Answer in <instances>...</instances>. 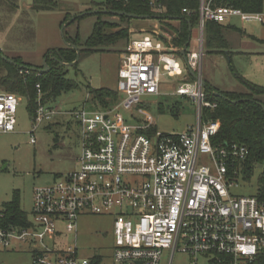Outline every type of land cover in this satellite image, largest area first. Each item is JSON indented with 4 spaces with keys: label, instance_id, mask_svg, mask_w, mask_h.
I'll return each instance as SVG.
<instances>
[{
    "label": "built area",
    "instance_id": "built-area-1",
    "mask_svg": "<svg viewBox=\"0 0 264 264\" xmlns=\"http://www.w3.org/2000/svg\"><path fill=\"white\" fill-rule=\"evenodd\" d=\"M157 1L150 0V5L162 13ZM232 17L264 24L261 14L199 0L196 48L180 50L187 74L197 79L175 90L195 102L197 124L181 134L156 132L145 110H137L136 123L119 113L120 108L132 113L141 98L159 95L161 72L168 78L184 73L171 36L152 32L155 43L148 35L130 40L118 70L117 91L123 101L106 112L72 113L81 137L77 169L33 190L28 227L2 226L0 209V247H9L11 241L26 244L31 264H89L78 259L75 247H56L62 235L58 225L63 223L64 232L75 235L76 221L85 214L113 215V264H172L176 254L185 255L187 264H253L264 255V201L229 192L237 187L235 164L248 151L235 143L212 145L220 123L201 119L203 109L216 107L206 100L201 83L205 24ZM36 89L40 94L38 85ZM18 105L16 96L0 92V134L15 131ZM57 114L39 103L30 133ZM200 155L207 164L199 165Z\"/></svg>",
    "mask_w": 264,
    "mask_h": 264
},
{
    "label": "rangeland",
    "instance_id": "rangeland-1",
    "mask_svg": "<svg viewBox=\"0 0 264 264\" xmlns=\"http://www.w3.org/2000/svg\"><path fill=\"white\" fill-rule=\"evenodd\" d=\"M17 1L15 0L16 4ZM36 1L30 0L28 4L27 0H21V8L11 14L7 13L6 7L0 8V51L3 56L19 57L31 68H40L48 50L65 46L63 27L65 38L76 40L80 54L75 66L64 68L65 79L77 84V88L62 92L49 105L58 114L30 133L34 127L33 118L27 112L26 101L21 100L16 112L15 131L0 134V209L16 198L20 209L26 214H30L35 188L49 186L77 169L75 162L81 152V137L79 123L72 113L81 109L89 113L95 112L92 106L96 111H110L124 99L123 94L117 91L121 63L119 55L124 51V43L102 51H85L86 41L97 20L117 22V19L109 20V17L91 14L74 20L79 15L98 11L106 0H51V4L58 3L57 9H31ZM260 14L264 20V0ZM163 23L177 25V21L172 20H163ZM225 23L237 30L226 32L227 45L223 53H215L204 47L202 81L221 92L249 93L244 82L264 88V24L241 22L237 17L228 18ZM159 24L158 21L133 19L128 33L153 32L160 29ZM120 26L126 27L125 24ZM147 34L155 43L154 37ZM142 36L143 34H137L134 39H141ZM196 37L197 29L194 28L191 32V45H195ZM177 62L184 71L183 75L168 78L161 72L159 95L141 98V103L132 113L120 108L119 113L125 120L136 123L134 118L139 117L136 112L141 109L149 114L154 124L153 129L158 133L176 135L196 127L195 102L175 94L177 86L192 82L180 56H177ZM101 89L116 93L117 102L110 104L108 108L94 103L89 91ZM36 97L40 102L41 94L37 93ZM255 97L264 103V95ZM31 138L34 140L33 144L30 143ZM205 164V156L200 155L199 165ZM262 171L261 165H255L252 174L246 178L239 170V176L235 180L237 187L229 190L230 195L257 196ZM113 221V215L82 214L76 221L75 235L66 234L63 223H60L57 230L62 235L56 238V247L65 249L73 246L80 260L91 261L96 257L100 260L99 264H113ZM187 262L185 255L176 254L172 264ZM0 264H31L29 247L17 241H11L7 248L0 247Z\"/></svg>",
    "mask_w": 264,
    "mask_h": 264
},
{
    "label": "trees",
    "instance_id": "trees-1",
    "mask_svg": "<svg viewBox=\"0 0 264 264\" xmlns=\"http://www.w3.org/2000/svg\"><path fill=\"white\" fill-rule=\"evenodd\" d=\"M157 4L161 5L162 13H158L155 7L150 5V0H106L98 11H118L138 17L146 16L148 19H155L160 23L161 32L172 37L174 47H188L191 31L198 23L199 0H158ZM216 4L230 6L243 13L250 14H260L262 9V0H216ZM58 6L57 2L51 4V0H37L32 9H57ZM2 7H6L9 14L16 9L14 0H0V8ZM183 9L188 14L183 13ZM107 12H100L95 15L109 17V20L115 18L117 22L98 19L91 36L86 41L85 51H102L104 48L114 47L121 42L124 43L123 50L129 42L128 28L133 19L113 16ZM76 19L77 17L74 20ZM163 20L177 21L178 24L176 26L164 24ZM121 24H125L126 27H121ZM64 29L63 27L62 37L65 46L48 50L43 57L49 68L47 73L38 71L42 67L33 70L34 68L24 64L19 57H5L7 60H3L1 58L3 54L0 51V89L25 100L27 112L31 118L34 117V112L39 103L51 108L50 103L59 94L77 88V84L65 79L64 68L65 66H75L78 63L75 60L80 52L75 39L67 40L65 38ZM230 30H235V28L207 22L204 28L205 48L215 53H223L227 45L226 32ZM162 41L166 44L165 40ZM71 46H75L76 49ZM21 70H27L28 74L20 75ZM244 83L249 89V93L221 92L211 89L204 83L206 100L216 104V107L213 110L203 109L201 119L204 123L211 120H217L220 123L218 133L211 138L212 145L228 146L235 143L247 149V157L235 164V167L243 172V176L248 178L252 174L255 165L262 166L263 171L259 179V190L255 197L264 201V111L262 109L264 103L255 97L264 95V88L247 82ZM37 85L41 94L40 102L37 101L36 97L38 93ZM89 95L94 103L102 105L104 108H108L110 104H114L118 99L116 93L106 89L90 90ZM92 107L96 111V108ZM1 212L3 214L2 226H14L19 229L29 226V214L20 209L16 198L5 204ZM99 263L100 260L96 257L89 261V264ZM253 264H264V255L260 256Z\"/></svg>",
    "mask_w": 264,
    "mask_h": 264
},
{
    "label": "crops",
    "instance_id": "crops-1",
    "mask_svg": "<svg viewBox=\"0 0 264 264\" xmlns=\"http://www.w3.org/2000/svg\"><path fill=\"white\" fill-rule=\"evenodd\" d=\"M20 1L21 0H18L17 1V4L15 3V5H18V6H16V11L18 10V9H20L21 8V6H20ZM14 2H15V0H14ZM27 3L29 4L30 3V0H27ZM32 9V8H31ZM30 9V10H31ZM230 19V18H229ZM146 20H151L152 22L154 21V22H156L157 20H155V19H146ZM228 20V19H227ZM226 20V21H227ZM177 24H178V22H177ZM220 25H222V26H229V27H233V28H235L234 26H232V25H230V24H228V23H225V21L223 22V23H221ZM195 28V27H194ZM193 28V29H194ZM192 29V30H193ZM230 31H236V28H235V30H230ZM153 32H157V33H159V34H165V35H169V34H167V33H164V32H161V30L160 29H158V30H156V31H153ZM192 32V31H191ZM147 33H152V32H146V31H142V32H137V33H131V31H130V35H129V41L130 40H132V39H134V36L136 35L137 36V34H143V35H148ZM170 36V35H169ZM191 42H192V40H191V35H190V38H189V45H188V47H182V48H176V47H174L173 46V44H172V39L170 40V44H171V46H173L175 49H177V50H181V49H184V48H186V49H191V50H193V49H195L196 47V45H191ZM194 43H195V41H194ZM167 44V43H166ZM204 47H205V37H204ZM228 52H226L225 54L226 55H229V54H227ZM181 54V51H180V53H179V55ZM263 54V53H262ZM121 55V54H120ZM120 55H119V58H120ZM180 57H181V55H180ZM181 59H182V57H181ZM189 76H190V78L191 79H194L191 75H190V73L188 74ZM207 86H209L211 89H214V90H216L215 88H213V87H211L210 85H208L206 82H204ZM160 89H161V85H160ZM0 92H2V93H4L3 91H1L0 90ZM9 94H12V93H9ZM18 98V97H17ZM19 99V102L22 100V99H20V98H18ZM148 114V113H147ZM149 115V114H148ZM17 125V124H16ZM79 158V157H78ZM77 158V159H78ZM76 166H77V160H76Z\"/></svg>",
    "mask_w": 264,
    "mask_h": 264
},
{
    "label": "water",
    "instance_id": "water-1",
    "mask_svg": "<svg viewBox=\"0 0 264 264\" xmlns=\"http://www.w3.org/2000/svg\"><path fill=\"white\" fill-rule=\"evenodd\" d=\"M100 12H102V13H106L107 11H94V12H88V13H85V14L79 15L77 18L82 17V16H86V15L97 14V13H100ZM107 13H109V14H111V15H113V16H117V17H126V18L134 19V20H136V19H141V20H146V19H148V17H146V16L138 17V16H135V15H132V14H126V13H124V12H118V11H109V12H107ZM71 47H72L73 49H76L75 46H71ZM180 55H181V57H182V61L184 62L185 66L187 67L186 60H185V57H184V53L181 52ZM1 58H2L3 60H7L4 56H1ZM77 61H78V55H77V58H76L75 62H77ZM9 62H10V61H9ZM33 70H37V69H33ZM38 71H41L42 73H47V72L49 71V68H48V66L46 65L45 61H43L42 69H40V70H38ZM190 75H191L194 79H197L196 76H195L192 72H190ZM201 83H202V85H204V82H203V81H201ZM262 109H263V111H264V106L262 107ZM2 169H5V167H3Z\"/></svg>",
    "mask_w": 264,
    "mask_h": 264
}]
</instances>
